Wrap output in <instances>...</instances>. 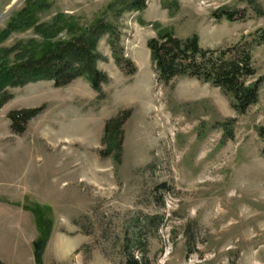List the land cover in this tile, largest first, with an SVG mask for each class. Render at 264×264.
I'll return each mask as SVG.
<instances>
[{
    "label": "rangeland",
    "instance_id": "rangeland-1",
    "mask_svg": "<svg viewBox=\"0 0 264 264\" xmlns=\"http://www.w3.org/2000/svg\"><path fill=\"white\" fill-rule=\"evenodd\" d=\"M34 1L0 0V32ZM39 1L46 6L37 26L66 16L84 28L101 18L119 39L116 49L108 35L98 44L97 66L109 78L101 96L86 78L9 89L0 109V260L37 264L40 254L43 264H125L132 255L142 264H264V84L258 102L239 113L211 83L159 81L147 46L161 31L197 34L206 49L252 41L264 29V0H147L124 13L134 0ZM221 10L236 20L216 18ZM35 27L0 40V55L13 61L14 47L41 45ZM113 50L132 66L121 68ZM252 54L249 85L264 76V44ZM36 108L15 132L10 113ZM115 119L119 159L106 138Z\"/></svg>",
    "mask_w": 264,
    "mask_h": 264
},
{
    "label": "trees",
    "instance_id": "trees-1",
    "mask_svg": "<svg viewBox=\"0 0 264 264\" xmlns=\"http://www.w3.org/2000/svg\"><path fill=\"white\" fill-rule=\"evenodd\" d=\"M147 0H134L122 8L125 11H140L146 8ZM43 1L29 3L9 23L6 31L0 32V40L7 39L15 29L24 30L35 27L42 36L43 43L37 45H19L14 50L19 51L13 61L0 55V109L12 99L10 88L24 86L32 81L49 80L56 88L69 86L80 78H86L92 89L101 96L102 86L109 81L105 72L97 66L104 57L98 51L99 41L109 36L110 45L116 49L118 37L116 29L110 22L101 18L93 24L80 28L79 25L66 16L46 25H36L37 13L45 8ZM110 7V6H109ZM218 19L236 20L237 14L226 10L214 13ZM240 18H244L243 15ZM67 31L68 37L56 40L59 33ZM264 44V29L257 31L256 37L249 42H240L235 45L219 49H206L200 45V38L194 34L187 38L178 37L173 31H161L157 37L151 38L148 49L159 81L169 84L177 78H195L222 90L232 98L234 109L239 113L258 102L259 90L264 84V76L254 84H248V79L255 76L253 67V50ZM115 53L117 64L124 70L131 67L129 61L122 60ZM128 68L129 74L134 73ZM41 108L13 111L9 118L15 132L22 133L25 125L40 112ZM121 119H115L107 124V140L109 148L114 150L113 141L119 159L121 154L122 133ZM23 124V125H21ZM260 136L264 139V127L260 129ZM106 140V139H105ZM42 230V229H41ZM37 264H43L40 254L36 256ZM0 264H6L0 260ZM125 264H142L139 258L132 255L127 257Z\"/></svg>",
    "mask_w": 264,
    "mask_h": 264
},
{
    "label": "water",
    "instance_id": "water-1",
    "mask_svg": "<svg viewBox=\"0 0 264 264\" xmlns=\"http://www.w3.org/2000/svg\"><path fill=\"white\" fill-rule=\"evenodd\" d=\"M36 250H37V251L39 250V248H38V244H36Z\"/></svg>",
    "mask_w": 264,
    "mask_h": 264
}]
</instances>
